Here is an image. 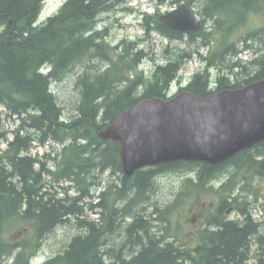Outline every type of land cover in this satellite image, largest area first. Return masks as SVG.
Masks as SVG:
<instances>
[{"label": "trees", "instance_id": "1", "mask_svg": "<svg viewBox=\"0 0 264 264\" xmlns=\"http://www.w3.org/2000/svg\"><path fill=\"white\" fill-rule=\"evenodd\" d=\"M45 1L0 0V106H5L22 120V127L14 132L13 140L0 155V259L16 255L13 264H28L30 257L40 250L45 235L58 223L74 217L82 234L69 248L47 258L43 264H192L197 252H201V259L210 264H241L247 259L254 240L263 257L258 263L263 264L264 235H252L259 233L258 228L264 220L253 221L248 218L247 211L237 208L236 204L242 203L239 200L244 195L241 191L236 195V192L239 188L248 190V185L238 180L243 171L264 177V141L219 166L182 161L142 169L127 178L122 172L119 144L101 140L98 127L105 128L144 99H167L170 87L180 79L181 69L193 54L205 61V68L193 75L186 89L179 88V91L188 90L199 98H206L217 91L240 89L264 79V54L258 55L262 49L249 44L257 40L264 42V28L249 32L237 43H228V38L235 30L247 25L252 14L264 15V0H206L201 14L204 26L206 21H212L211 30L207 32L203 26L199 33L188 35L164 26L158 21V13H144L143 27L147 36L157 32L170 41L180 42L186 38L189 42L201 38L203 42L199 47L203 49L209 48L211 40L218 35L222 36L219 47L206 56L199 47L191 53L177 54L166 64L156 66L149 76L138 69L147 57L140 49L142 39L124 40L117 49L103 50L101 43L108 29L98 32L93 29L95 19L101 13L130 0H67L56 15L48 18L41 27L34 28L33 20ZM184 1L187 0H173L174 4ZM88 32L91 33L87 36ZM237 44L243 49L238 50ZM244 51L257 55L245 64L239 60L227 63ZM92 58L108 60L110 65L94 78H78L82 97L79 116L70 122L63 120L62 108L50 84L53 80H61L77 63ZM45 64L52 67L47 76L40 72ZM213 70L217 71L215 80ZM241 75L242 79L239 78ZM118 83L127 84L118 91L115 89ZM0 136L7 139L4 134ZM54 138L62 143L61 155L67 159L65 167L60 166L58 158L52 159L59 165L58 169L64 170V177L69 182L90 181L93 168L101 174L122 175L120 184L108 186L99 200L90 205L99 216L96 219L81 218L85 211L78 200L89 197L87 192L79 199L67 200L46 191L43 175H52V172L38 155L29 152L35 140L45 145ZM37 165H43L40 171L35 170ZM169 172L187 176L181 191L170 204L156 205L147 215V209L140 207L150 199L154 187L152 181ZM56 177L57 181L64 180L60 175ZM213 181H218L219 187L211 184ZM209 195L218 197V202L203 213V226L189 233V236L199 238L198 249L188 247L181 241L184 238L181 224L176 222L174 225L173 220L194 212L202 198ZM258 199L256 195L255 201ZM118 200L125 203L116 206ZM242 204L248 208L245 201ZM234 211L244 216L243 227L227 223L222 231L214 232L213 226L220 227V220ZM127 219L131 221L128 223ZM116 220H120L118 224ZM155 224L165 225L168 237L177 246L184 247V251L169 252L161 248V241L154 239L159 234L151 232ZM19 226H28L31 233L21 240H9L7 231ZM120 230L123 231L121 242L110 244L111 236L106 237L107 234L115 235ZM218 238L220 241L208 258V251H204L206 242Z\"/></svg>", "mask_w": 264, "mask_h": 264}, {"label": "rangeland", "instance_id": "2", "mask_svg": "<svg viewBox=\"0 0 264 264\" xmlns=\"http://www.w3.org/2000/svg\"><path fill=\"white\" fill-rule=\"evenodd\" d=\"M65 1L67 0H48L44 5V10L42 12L40 22L45 21L48 16L58 11V9ZM205 3L206 0H196V3L194 4L193 2L192 4L201 20L204 19L201 14V9ZM178 5L179 4H174L173 0H130L127 4L116 8L114 11L100 15V27L103 29H108V40L112 41L114 44L121 43L124 40L134 42L142 39V42L140 43V49L146 52L147 57L143 61L141 69H144L145 74L149 76L151 73H153L156 64L166 63L171 58V55L174 54V52L175 55L181 54L183 52L185 54L194 52L196 48L199 47V44L201 45L203 42V39L201 38H199L195 42H189L188 38H186L182 42L170 41L169 39L155 32H152L150 36H147L145 28L141 25V23L143 22L141 14L143 12H146L147 14L151 15L157 13L159 15H164L170 12L172 9L176 8ZM212 25V21H206L204 26L205 30L209 32ZM261 28H264V15L252 14L247 25L235 30L233 34L228 38V43H237L239 39L244 38L249 32ZM221 39L222 36L218 35L215 39L211 40L209 48L203 49L202 47H199L203 55L206 56L210 53V51H214L215 48L219 47V45L221 44ZM252 44L255 49H262L260 50L258 55L264 54V42L257 40L255 42H252ZM237 49L242 50V45L237 44ZM256 55L257 54L253 53L252 51H244L239 54L238 57L233 61L227 63L229 64L231 62H237L239 60L242 61L243 64H245ZM90 66L93 71L97 73L100 71H104L106 64L96 61H86L85 64L77 65L69 70V72H67L61 80H53L52 82L51 89L57 97L59 106H61L63 109L64 120L68 122L74 120L79 116L78 109L81 104L82 97L81 89L77 85V81L79 76L83 73L84 69H87V67ZM204 68V61L197 54H193L192 59L188 60V62L184 65L183 69L179 73V75L182 77L183 83L176 82L173 85L172 92L175 93L179 89L180 84H184L185 86L193 77V75H195L199 71H203ZM223 72H226V70H224ZM212 75L215 80L217 71L214 70L212 72ZM239 78L242 79L243 76L241 75L239 76ZM0 116V135L4 134L7 137V139H2L0 142L1 155L2 151L6 149L8 141L10 142L13 140L14 132L22 127V120L18 116L13 115L10 111L5 110V108L3 107H0ZM51 142L41 147H35L34 145L29 154L38 155L42 159V157L45 158L46 156H51V152L57 153L62 149V145H52ZM50 167H56L52 160L50 162ZM238 176V180L241 184L252 186V190L254 191V193L259 196V199L256 202L258 205L253 209V216L258 222L263 221L264 217L261 205L264 203V177L252 175L251 172L247 171H243ZM185 178V174L181 172H169L162 175L158 179V182L152 194V204L158 205L160 207H165L167 204L171 203L178 192L181 190ZM222 178H225V176ZM118 179V175H113L112 172H106L104 174H100V176L96 178L94 182L98 184L99 188L105 190L111 184L118 182ZM47 180L49 184L47 183L46 189L50 190L49 192L51 193H59L60 196L63 195V188L71 185L70 182L58 184L55 182H50L51 179L49 178ZM241 189L242 188H239L236 194H239L240 191L243 192V190ZM71 195H75L74 190H71ZM244 195L251 196L246 191ZM252 197L254 196H251L250 198ZM252 199L254 200V198ZM91 201L92 200H87V203L82 205L85 211V216L81 217L82 219H84L85 217H88L89 219H96L97 217H99L97 214L92 213L90 209ZM96 202L97 201H93V204H95ZM217 202L218 197L210 195L205 196L204 198H202L199 206L194 210V212L187 214L185 213L173 220L174 225H176V222H179L181 224L183 236L184 238H186V240H188L189 243L193 242V237L189 236V233L191 231H194L195 229H198L200 225L198 219L202 218V215L206 212L207 208H209L213 204L215 205ZM236 216L237 215H235V213H232L230 215V218H235ZM76 221L77 220H74V218L71 219V221H69L66 226L56 228L51 234H49L48 237L45 238L42 249L44 258H49L50 256L63 251L66 248L65 245L67 241L73 235H77L81 231L78 227H76ZM201 226H203V223L201 224ZM119 232L120 231H118L115 235H110V244H112V242L114 241H116L117 243L121 242L120 239L122 238V235H120ZM30 233L31 230H29L27 226L14 227L7 231V238L11 241H17L24 239ZM254 261L255 259L253 258L251 262L254 263Z\"/></svg>", "mask_w": 264, "mask_h": 264}, {"label": "water", "instance_id": "3", "mask_svg": "<svg viewBox=\"0 0 264 264\" xmlns=\"http://www.w3.org/2000/svg\"><path fill=\"white\" fill-rule=\"evenodd\" d=\"M159 21L185 34L202 28L189 2ZM98 130L102 140L119 143L129 178L146 167L182 161L219 166L264 141V79L206 98L184 91L169 100L143 101Z\"/></svg>", "mask_w": 264, "mask_h": 264}, {"label": "bare ground", "instance_id": "4", "mask_svg": "<svg viewBox=\"0 0 264 264\" xmlns=\"http://www.w3.org/2000/svg\"><path fill=\"white\" fill-rule=\"evenodd\" d=\"M48 0H46L45 2H44V5H45V3L47 2ZM66 2V1H65ZM64 2V3H65ZM190 4H193V2H194V4L196 3V0H189L188 1ZM63 3V4H64ZM62 4V5H63ZM44 5H42V8H41V10H40V12H38L37 13V15H36V17H35V19L33 20V22H34V24H33V27L34 28H39V27H41L42 26V24L43 23H46V20L48 19V18H50V17H53L54 15H56V13L59 11V9L62 7V5H61V7L58 9V11H56L54 14L52 13L50 16H48V18L45 20V21H43V22H40V19H41V17H42V12H43V10H44ZM203 7H204V5H203ZM203 7H202V9H203ZM201 9V10H202ZM115 10V9H114ZM114 10H109V11H107V12H104L105 14L106 13H110V12H112V11H114ZM104 13H101L100 15H102V14H104ZM99 17L100 16H98L96 19H95V26H94V31L95 32H98V31H104L106 28H101L100 27V22H99ZM208 21H210V20H208ZM90 33L91 32H88L86 35L88 36V35H90ZM155 33H157V32H155ZM102 49L103 50H114V49H117V47H119V43H116V44H114L112 41H109L108 40V33H107V35L105 36V39H103L102 40ZM249 44H252V42L251 43H249ZM253 45V44H252ZM254 47V46H253ZM129 52H130V54H132V48L129 50ZM203 54V53H202ZM175 56V52H174V54L173 55H171V58L172 57H174ZM86 61V60H85ZM85 61L83 62V63H77V65H80V64H85ZM101 62V63H103V64H106V67H105V70L109 67V65H110V63H109V61L108 60H103L102 58L101 59H99V58H92V59H87V62ZM188 62V61H187ZM186 62V63H187ZM204 63H205V61H204ZM164 64H166V63H162V65H164ZM76 65V66H77ZM158 65H161V63H158V64H156L155 66H158ZM75 67V66H74ZM139 69V68H138ZM183 69V68H182ZM181 69V70H182ZM104 70V71H105ZM104 71H100V72H97V73H103ZM214 71V70H213ZM40 72L42 73V74H44V75H48V74H50L51 72H52V67L51 66H49V65H44V66H42L41 68H40ZM97 73L96 72H94L93 71V69L91 68V66L90 67H87V69L85 68L84 69V71H83V73L79 76V79L80 78H82V77H85V76H89V77H92V78H94V76L95 75H97ZM179 80L177 81V82H179V83H183V81H182V77L179 75ZM53 82V81H52ZM52 82H51V84H50V86H52ZM126 84L127 83H118V84H116V87H115V89L116 90H123V88H125V86H126ZM80 88V87H79ZM172 89H173V87H172ZM172 89H171V94L172 95H174V94H176L177 93V91L175 92V93H173L172 92ZM52 92H53V90H51ZM53 94H54V92H53ZM54 96L56 97V95L54 94ZM157 97H154V98H147V99H144V100H142L141 102H143V101H147V100H152V99H156ZM56 99H57V97H56ZM161 99H163V98H161ZM163 100H168V99H163ZM141 102H139V103H141ZM138 103V104H139ZM137 104V105H138ZM0 107H3V108H5V110H7V108L5 107V106H3V105H1ZM62 108V107H61ZM9 111V110H8ZM61 115H62V119L64 120V118H63V109H61ZM0 119H1V116H0ZM99 119V117L96 119V120H98ZM0 123H1V121H0ZM98 129H99V127H98ZM98 133H99V130H98ZM100 138V137H99ZM3 139V137L2 136H0V142H1V140ZM101 139V138H100ZM102 140V139H101ZM51 141H49V142H47L46 144H48V143H50ZM8 143H9V141H8ZM8 143H7V147H8ZM45 144V145H46ZM51 144L52 145H58V146H60V145H62V143L61 142H59L56 138H54L53 139V141L51 142ZM34 145H35V147H38V146H45V145H41L40 143H38L37 142V140H35L34 141V143H33V147H34ZM7 147H6V149H7ZM63 147V146H62ZM253 148V147H252ZM5 149V150H6ZM62 150V149H61ZM59 151V152H57V153H54V152H51V154L53 155H51V156H46L45 158L44 157H42V159H41V161H42V164L43 165H45V167L49 170V171H51L52 173V175H48V174H45V175H43V179L45 180V182H46V184L48 183L49 184V182H48V178L49 179H51L50 180V182H55V183H58V184H60V183H64V182H69L68 181V179H65V177H64V170L63 171H61L60 169H58V167H59V165L57 166L55 163V161L53 160L55 157L56 158H58V161H59V164H60V166L61 167H65V165H66V161H67V159L64 157V155H61L62 154V151ZM4 151V150H3ZM2 151V152H3ZM64 153V152H63ZM44 156V155H43ZM53 158V159H52ZM49 159H52L53 160V162H54V165H56V167H53V168H51L50 167V162H51V160H49ZM43 165H37L36 167H35V170L36 171H40L41 169H42V166ZM62 169H64V168H62ZM91 178H90V181L89 180H80L79 181V183H77V184H74V183H72V182H70L71 183V185L70 186H67L66 188H63V192H62V196H60V194L59 193H54V194H56V196L59 198V199H67V200H72V199H79V198H81V194H83V192H87L88 194H89V197H83L82 199H79L78 200V202H79V205L80 206H82V205H84V204H86L87 203V200H92L91 202H90V205L91 204H93V201H98L99 200V198H100V196H101V194L103 193V190H102V188H99V186H98V184H96L94 181H95V179L96 178H98L99 176H100V174L101 173H99L98 172V170H96L95 168H93L92 170H91ZM104 174V173H103ZM56 175H60L64 180H60V181H57V177H56ZM113 175H118L119 176V179H118V182H116V183H113V184H120L121 182H122V176L120 175V174H113ZM162 175H164V174H162ZM162 175H160V176H158L157 178H155L153 181H152V185L154 186L153 187V189H152V191H151V193H150V199H149V201L146 203V204H144L143 206H141L140 208H142V207H144L145 209H147V212H145V213H147V215H148V213L150 212V209L152 208V207H154V206H156L155 204H152V194H153V192H154V189H155V186H156V184H157V182H158V179L162 176ZM93 176V177H92ZM126 177V176H125ZM187 177V176H186ZM127 178H129V177H127ZM131 178V177H130ZM55 180V181H54ZM15 183H17L18 181L17 180H15L14 181ZM184 183V182H183ZM183 187V186H182ZM246 188L248 189V190H244L243 192H241V194H242V196L244 195V193H245V191L247 192V193H249L251 196H254V197H252V198H254V200L252 199V198H250L251 196H249V195H244V197H241L242 199H240L239 200V202H246L247 203V205H248V208H247V206L245 205V204H242V203H237L236 204V207L237 208H239L240 210H243V211H247V216H248V218H250L251 220H256L255 218H254V216H253V209H254V207L255 206H257V204H256V201H255V197H256V194L254 193V191L252 190V186H246ZM182 189V188H181ZM71 190H74V194L75 195H71ZM46 191H50V190H46ZM181 191V190H180ZM179 193V192H178ZM237 195V194H236ZM56 197V199H58ZM255 201V202H254ZM125 203V201L123 202V200H118L117 202H116V206H122L123 204ZM170 204V203H169ZM168 205V204H167ZM166 205V206H167ZM146 206V207H145ZM83 207V206H82ZM91 209V208H90ZM91 211H92V213H94V214H97V212L95 211V210H92L91 209ZM262 212H263V216H264V209H262ZM232 213H235V215H237L235 218H230V215L232 214ZM231 214L229 213V217H223L221 220H220V222H219V225H220V227L219 226H213V231L214 232H219V231H222L225 227H226V225H227V223H233V224H235V225H237L238 227H240V228H242L243 226L241 225L242 223H244V216L243 215H241L240 213H238L237 211H234V212H232ZM85 216V215H84ZM84 216H82V217H84ZM69 218H70V216H69ZM74 217H72L71 219H73ZM85 218H87V217H85ZM84 218V219H85ZM71 219H70V221H71ZM65 220V219H64ZM74 220H76L75 218H74ZM120 220H116V222H117V224H118V222H119ZM131 220L130 219H127V222L129 223ZM257 221V220H256ZM67 223H69V221H63V222H61V223H58L56 226H55V229L56 228H60V227H63V226H66L67 225ZM240 223V224H239ZM126 224H122V226L125 228L126 226H125ZM28 227V226H27ZM76 227H78L80 230H81V228L78 226V225H76ZM153 229L151 230V232L152 233H157V234H159V235H155L154 236V239L156 240V241H161V248H166V250H168L169 252H175V251H180V252H182V251H184V247H179V246H177V244H176V242L175 241H172L169 237H168V231L166 230V228H165V225H159V224H155V225H153V227H152ZM223 228V229H222ZM54 229V230H55ZM54 230H52L51 232H49L47 235H45V237H44V239H43V241H42V246H41V248H40V250L36 253V255H33V256H31L30 257V259H29V263L28 264H43L44 263V261H43V259H44V254L42 253V249H43V243H44V240H45V238L46 237H48L49 236V234H51ZM258 230H259V233H258V231L256 232V233H254L252 236H255L256 234L257 235H259V236H261V235H264V223H262V225H260V227L258 228ZM122 232L123 231H121L120 230V232H119V234L121 235L122 234ZM151 233V234H152ZM82 234V230L77 234V235H73L68 241H67V243H66V245H65V247L66 248H69L70 247V245H71V243L73 242V240L76 238L77 239V237H79L80 235ZM110 233H108L107 234V236L106 237H110ZM252 236H248L247 238H251V240L252 239H254V237H252ZM191 237H193L192 238V240H193V242H191V243H189L188 242V240H186V238H181V241H183V242H186L187 244H188V247H193V246H196L198 243H199V238L198 237H194V236H191ZM255 237H257V236H255ZM188 238H190V237H188ZM219 238H220V236H219ZM216 239V240H214V242H212L211 241V239H209L206 243H207V249L205 248V250L204 251H208V258L211 256V252H212V250H213V248L214 247H216L218 244V242L220 241V239ZM191 240V241H192ZM255 242V244L254 245H252L251 246V248H250V250H249V253L247 254V259L244 261V262H242L241 264H259L258 262L260 261V260H262L263 259V257H261L260 255H261V252L259 251L260 249H258V243H257V241L256 240H254ZM214 245H213V244ZM258 246H257V245ZM65 248V249H66ZM263 249H264V247H262ZM64 249V250H65ZM63 250V251H64ZM137 250V249H136ZM136 250H134V251H136ZM63 251H61V252H63ZM203 252V251H202ZM60 253V252H59ZM200 253L201 252H197V253H195V256H196V260H195V262L194 263H192V264H210L209 262H207V261H205V260H203V259H201V257H200ZM15 256L16 255H13V256H4V257H2L1 259H0V264H13L14 263V259H15ZM54 257L56 256V254L55 255H53ZM52 256H50L49 258H51ZM255 259V261H254V263H252L251 261H252V259ZM45 259H47V258H45ZM107 263H109V261H106ZM179 264H183V263H181V262H179ZM264 264V263H263Z\"/></svg>", "mask_w": 264, "mask_h": 264}, {"label": "flooded vegetation", "instance_id": "5", "mask_svg": "<svg viewBox=\"0 0 264 264\" xmlns=\"http://www.w3.org/2000/svg\"><path fill=\"white\" fill-rule=\"evenodd\" d=\"M198 246H199V243L196 246H194L193 248L194 249H198Z\"/></svg>", "mask_w": 264, "mask_h": 264}]
</instances>
